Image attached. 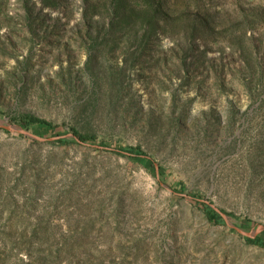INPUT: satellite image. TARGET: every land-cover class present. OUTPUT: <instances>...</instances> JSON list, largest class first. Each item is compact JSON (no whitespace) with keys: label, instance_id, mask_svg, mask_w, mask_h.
I'll list each match as a JSON object with an SVG mask.
<instances>
[{"label":"rangeland","instance_id":"1","mask_svg":"<svg viewBox=\"0 0 264 264\" xmlns=\"http://www.w3.org/2000/svg\"><path fill=\"white\" fill-rule=\"evenodd\" d=\"M258 225L264 0H0V264H264Z\"/></svg>","mask_w":264,"mask_h":264},{"label":"trees","instance_id":"2","mask_svg":"<svg viewBox=\"0 0 264 264\" xmlns=\"http://www.w3.org/2000/svg\"><path fill=\"white\" fill-rule=\"evenodd\" d=\"M19 122L25 126H28L31 123H41L51 128V123L44 121L33 115H24L23 117L19 119ZM52 128L55 129L56 126H53ZM74 134H76L77 137H79V139L84 138L83 136L78 135L76 132H74ZM61 141H64V139L62 138ZM126 151L132 154V152H134V149H126ZM203 207L205 208L206 215L212 222L217 223V224H221L223 222V217L217 211H215L211 206L203 204ZM245 239L249 243H252L259 247L264 248V239L261 237H257V236L253 238L246 237Z\"/></svg>","mask_w":264,"mask_h":264},{"label":"water","instance_id":"3","mask_svg":"<svg viewBox=\"0 0 264 264\" xmlns=\"http://www.w3.org/2000/svg\"><path fill=\"white\" fill-rule=\"evenodd\" d=\"M8 129H13V127L12 126H6ZM17 130L18 131H20V132H22V133H25V134H28V135H31V134H29V133H27V132H25L23 129H21V128H17ZM32 136V135H31ZM215 211H217L222 217H223V219H225V214L223 213V212H221L217 207H215L214 205H212V204H209ZM264 230V226L263 225H258L256 228H255V230L253 231V232H244V231H241V233H243L245 236H247V237H251V238H253V237H256V235L258 234V233H260L261 231H263Z\"/></svg>","mask_w":264,"mask_h":264}]
</instances>
